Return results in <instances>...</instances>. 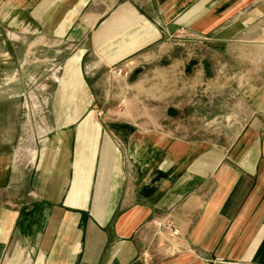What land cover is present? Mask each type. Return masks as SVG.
Returning <instances> with one entry per match:
<instances>
[{"label":"crops","instance_id":"obj_1","mask_svg":"<svg viewBox=\"0 0 264 264\" xmlns=\"http://www.w3.org/2000/svg\"><path fill=\"white\" fill-rule=\"evenodd\" d=\"M263 14L264 0H0V261L264 264ZM126 60L124 90L109 68ZM39 82L57 105L34 126ZM120 97L152 108L89 111Z\"/></svg>","mask_w":264,"mask_h":264},{"label":"rangeland","instance_id":"obj_2","mask_svg":"<svg viewBox=\"0 0 264 264\" xmlns=\"http://www.w3.org/2000/svg\"><path fill=\"white\" fill-rule=\"evenodd\" d=\"M263 17H264V14H263ZM71 57L68 59V62L70 61ZM51 73H52V71H49V74H51ZM131 73H132V71H131ZM25 74H26V76L32 75L34 77L33 80L40 79L41 74L45 75L44 73L37 71L36 68H34V67H32L28 73H22V76H24ZM130 74H129V76H130ZM151 75H152V73H151ZM117 78L119 80L113 81V83H114L113 85L121 86V88H123L125 90L124 84H126L125 81L126 80L128 81L129 77L127 79H123L117 75ZM49 79H51V78H49ZM37 81H39V80H37ZM117 82H119V83H117ZM127 83L130 84V82H127ZM39 84H40V82L38 84L33 83L34 87L32 88V91H33L32 96L34 97V100L32 101V103H30L31 105L29 104L32 113H34V115H36V116H34L35 119L32 121L34 126L40 122V119H38L40 112H42V111L46 112V113L47 112L48 113L54 112L56 110V105H57L54 101V96L56 95L57 89L54 86H52V83L50 82L49 83L50 87H46L45 89L44 88L41 89L40 86H38ZM111 94L113 95L114 92H112ZM36 98L39 99L40 102L36 101ZM110 99H111V100H109L110 103H106V104H100L97 102L92 103V105L89 108V111L93 112V114L94 113L96 115L98 114L97 116H99V117L100 116L104 117V115H107V116L112 115L113 116V115L122 114L124 111H126L127 113H129L130 111H133V110H137L138 113L149 112V110H151V108H152V104L138 105L136 102H126L125 97H120L119 99L117 98L115 100L113 98H110ZM81 107H83V106L81 105ZM162 121L164 122V124L166 126H168V125L173 126L174 125L172 123L171 124L169 123L168 118L162 119ZM49 123H54V121L49 120ZM159 242H162V241H159ZM169 246L170 245L168 242L167 243L164 242L162 244V247H164L163 251L166 254H170L171 250L168 248ZM13 256L14 257H12V255H11L9 257V259H8V257L4 256L2 258V260L0 261V264H35V261H36V257L32 256L31 253L28 252L26 249H18L16 251V254Z\"/></svg>","mask_w":264,"mask_h":264},{"label":"built area","instance_id":"obj_3","mask_svg":"<svg viewBox=\"0 0 264 264\" xmlns=\"http://www.w3.org/2000/svg\"><path fill=\"white\" fill-rule=\"evenodd\" d=\"M134 65L132 62L126 60L122 61L120 64L112 66L109 68V71L113 74L118 75L123 79H127L131 73ZM152 225L155 229V236L157 237L159 244L164 242L169 243L170 253H174L179 250V240H180V231L178 227L171 220H153ZM172 242V243H171ZM175 244H174V243ZM147 255V254H145Z\"/></svg>","mask_w":264,"mask_h":264}]
</instances>
